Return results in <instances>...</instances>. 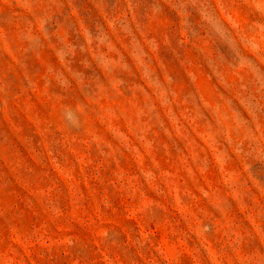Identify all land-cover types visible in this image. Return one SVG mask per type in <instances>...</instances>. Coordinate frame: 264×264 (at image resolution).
I'll return each mask as SVG.
<instances>
[{
    "label": "rangeland",
    "instance_id": "1",
    "mask_svg": "<svg viewBox=\"0 0 264 264\" xmlns=\"http://www.w3.org/2000/svg\"><path fill=\"white\" fill-rule=\"evenodd\" d=\"M0 264H264V0H0Z\"/></svg>",
    "mask_w": 264,
    "mask_h": 264
}]
</instances>
